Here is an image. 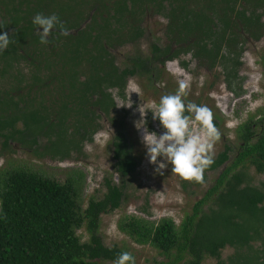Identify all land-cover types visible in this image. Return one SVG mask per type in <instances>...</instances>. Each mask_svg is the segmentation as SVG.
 Here are the masks:
<instances>
[{"label": "rangeland", "instance_id": "obj_1", "mask_svg": "<svg viewBox=\"0 0 264 264\" xmlns=\"http://www.w3.org/2000/svg\"><path fill=\"white\" fill-rule=\"evenodd\" d=\"M114 1L45 0L40 13L57 14L70 35L54 29L59 36L48 37V44L29 48L33 40L29 39L19 50V59L0 61V92L23 97L22 105H44L51 113L46 122L17 135L5 148L0 138V170L22 168L59 182L71 181L81 211L89 198L103 197L106 178L112 177L117 185L123 183L125 198L119 208L101 215L99 234L106 245L117 244L132 253L136 264H150L164 259L163 255L150 243L134 241L119 224L127 216L146 222L150 229L164 219L179 226L221 169L207 168L202 183L182 179L170 166L157 171L146 157L144 129L157 134L163 131L153 113L160 97L174 94L184 80L189 84L185 103L208 106L218 124L220 139L214 159L225 143L231 146L230 161L234 159L240 144L237 128L250 117L258 120L264 106V0H184L181 4L165 0L161 12L150 2L136 7L108 54L120 69L132 68L138 58L146 60L144 65L123 87L107 89L84 102L70 100L75 79L68 77V67L60 61L64 43L106 17ZM188 22L196 31L186 30L184 23ZM137 27L143 33L140 37L132 32ZM155 46L162 52L154 53ZM98 68L84 62L76 80L84 81ZM64 100L69 104L60 110ZM140 121L145 123L137 128ZM259 125L257 130H264V124ZM199 130V123L192 119L190 131ZM118 131L138 161L125 181L114 168L112 142ZM250 173L253 184L264 181V173H256L253 167ZM76 233L81 241L88 240L84 225L76 227ZM233 251L226 247L223 258ZM202 264H216V260L206 257Z\"/></svg>", "mask_w": 264, "mask_h": 264}, {"label": "trees", "instance_id": "obj_2", "mask_svg": "<svg viewBox=\"0 0 264 264\" xmlns=\"http://www.w3.org/2000/svg\"><path fill=\"white\" fill-rule=\"evenodd\" d=\"M44 1L0 2L3 11L0 31L8 33L12 39L8 48L0 53V61L19 59V50L24 49L29 39H33L29 48H36L40 43L31 21L36 13L44 10ZM170 1L172 4L184 2ZM147 2L156 5L161 12L165 0H116L107 8L106 17L64 43L60 61L68 67V77L75 79L72 83L75 89L68 96L70 100L84 102L107 89L123 87L127 78L144 65L146 60L138 58L133 60L132 68L120 69L109 58L108 47L121 35L135 8ZM184 24L188 32L196 31L191 22H188L190 27ZM132 32L137 37L143 34L138 27ZM58 36V32L52 30L49 39ZM156 52L162 49L155 46ZM84 62L100 65V68L78 82V68ZM262 65L264 67V58ZM23 101V97L0 92V138L4 148L17 135L46 122L51 114L44 105L30 107L22 105ZM68 101L64 100L59 109H66ZM259 116L258 120L250 117L237 128L240 144L232 161L231 146L224 144V150L208 168L221 169L219 176L179 226L172 219H164L150 229L146 222L127 216L119 224L134 241L150 243L163 255L164 259H155L150 264H202L206 257L214 258L216 264H264V181L253 184L250 173L251 167L256 173H264V130H257L260 123L264 124V106ZM213 123L217 127L214 119ZM112 145L115 172L125 181L137 168L138 161L121 131L116 133ZM105 189L102 198H89L81 211L77 190L71 181L59 182L22 168L0 170V264L115 261L121 252L128 250L104 243L99 234L100 220L102 214L121 206L125 190L124 184L117 185L112 177L106 178ZM81 225L89 235L87 241H81L76 233V227ZM226 247L234 251L223 258Z\"/></svg>", "mask_w": 264, "mask_h": 264}, {"label": "clouds", "instance_id": "obj_3", "mask_svg": "<svg viewBox=\"0 0 264 264\" xmlns=\"http://www.w3.org/2000/svg\"><path fill=\"white\" fill-rule=\"evenodd\" d=\"M32 24L39 32L41 44H48L52 30L61 35H70L69 28L61 22L55 13L45 15L36 13ZM12 43L10 35L0 31V53ZM189 84L180 80L174 94L160 97L153 119H158L163 131L160 134L144 129L142 142L146 148V157L156 170L170 166V171L184 180L202 183L204 172L214 163L215 144L220 139V132L213 123L212 110L206 105L187 102L183 97ZM130 106V105H129ZM199 123L200 130L190 131V121ZM145 122L136 125L140 128ZM158 157L161 159L158 160ZM114 264H136L135 257L128 251L121 252Z\"/></svg>", "mask_w": 264, "mask_h": 264}]
</instances>
